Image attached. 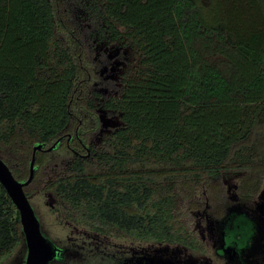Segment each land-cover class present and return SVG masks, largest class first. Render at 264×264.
<instances>
[{"label": "trees", "instance_id": "obj_1", "mask_svg": "<svg viewBox=\"0 0 264 264\" xmlns=\"http://www.w3.org/2000/svg\"><path fill=\"white\" fill-rule=\"evenodd\" d=\"M71 3L0 0V157L18 179L33 144L46 147L78 126L88 145L100 126L93 83L107 60L91 56ZM89 3L101 36L130 41L138 54L134 76L112 83L115 95L102 101L120 113L116 143L107 138L80 156L72 136L36 150L24 191L53 189L70 217L95 231L199 249L192 221L199 229L203 209L219 216L212 206L226 197L224 173H237L241 194L256 193L264 175V3L217 0L225 16L215 18L214 45L196 0ZM226 47L228 75L207 60ZM22 237L0 183V259Z\"/></svg>", "mask_w": 264, "mask_h": 264}, {"label": "rangeland", "instance_id": "obj_2", "mask_svg": "<svg viewBox=\"0 0 264 264\" xmlns=\"http://www.w3.org/2000/svg\"><path fill=\"white\" fill-rule=\"evenodd\" d=\"M92 1L72 0L70 7L76 21L84 30L86 38L89 39L91 56L95 59L101 56L105 58V61L107 60L99 69L101 80H94L93 83L94 88L101 93L95 99L100 126L92 135L89 148L97 151L103 149V143L107 138L115 141V130L121 125L119 111L104 107L102 101L108 95H115L112 83L121 85L126 77L134 76L138 54L130 41L110 42L108 36H101L98 30L99 25H94L93 21L89 20L86 6ZM196 1L198 12L211 26L203 37L208 39L210 45H214L220 41L217 40L212 26H214L215 18L222 15L224 17L225 13L220 12L218 4L215 3L217 0ZM260 2L264 3V0ZM115 25L122 30L120 24ZM197 48L199 50V46ZM224 50L219 54L209 52L207 60L228 75L233 70L230 65L232 60L226 57L229 48L226 47ZM108 63L109 65H106ZM235 175L237 173L232 171L224 173L226 197L223 204L212 206L219 209V216L214 217L203 209L201 211L204 212L201 215L203 222L199 229L196 228V218H193L192 232L198 239L199 249L183 243L171 244L158 240L135 241L116 235L114 232L102 233L92 230L86 224L70 217L68 210L60 204L59 196L53 189L45 191L35 186L30 189L27 197L39 219L42 233L63 249L61 259H52L49 264H226L224 262L226 257L219 256L214 249L218 246V223L226 213L227 207L238 206L248 210H253L255 207L264 215V175L259 190L253 194H241L234 189ZM50 177L48 173L40 175L41 181ZM172 205H175V201ZM211 216L214 221L211 220ZM25 255L26 244L22 237L11 251L0 259V264H22ZM253 264H264V244L256 254Z\"/></svg>", "mask_w": 264, "mask_h": 264}, {"label": "water", "instance_id": "obj_3", "mask_svg": "<svg viewBox=\"0 0 264 264\" xmlns=\"http://www.w3.org/2000/svg\"><path fill=\"white\" fill-rule=\"evenodd\" d=\"M60 138L61 136H58L52 144L46 147H43L41 142L33 144L28 162V173L24 179L16 178L9 166L0 157V183L18 210L21 230L26 244V255L22 264H49V261L60 252V247L56 246L42 233L39 219L23 188L32 180L35 173V151L38 149H52ZM88 154L89 150L87 149L85 155ZM220 248L221 252L227 254L229 258L235 252V246L232 243L226 245L221 243Z\"/></svg>", "mask_w": 264, "mask_h": 264}, {"label": "flooded vegetation", "instance_id": "obj_4", "mask_svg": "<svg viewBox=\"0 0 264 264\" xmlns=\"http://www.w3.org/2000/svg\"><path fill=\"white\" fill-rule=\"evenodd\" d=\"M60 136V140L64 137L66 142L72 139L73 136L80 143L81 148L85 150V152H82L71 147L80 156H84L87 149L90 153L89 144L83 143L78 135V126H75L73 133L67 132L65 136L64 134ZM259 211L255 207H253V210L238 206L227 207L226 213L218 223V246L214 249L216 254L229 260H224L226 264L254 263L256 254H258L264 244V215H262V211H260L261 213ZM202 213L198 222L200 227H202L203 222L201 218ZM211 220L214 221V218L212 217ZM221 243H224V245L232 243L235 246V252L231 258L221 252ZM62 253L63 249L60 247V252L53 259H61Z\"/></svg>", "mask_w": 264, "mask_h": 264}]
</instances>
